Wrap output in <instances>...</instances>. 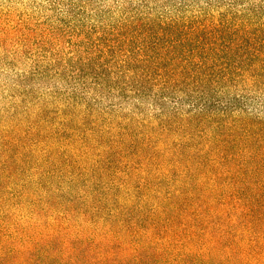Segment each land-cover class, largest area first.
I'll use <instances>...</instances> for the list:
<instances>
[{
    "label": "trees",
    "instance_id": "1",
    "mask_svg": "<svg viewBox=\"0 0 264 264\" xmlns=\"http://www.w3.org/2000/svg\"><path fill=\"white\" fill-rule=\"evenodd\" d=\"M0 50V264L239 262L264 0H0Z\"/></svg>",
    "mask_w": 264,
    "mask_h": 264
},
{
    "label": "rangeland",
    "instance_id": "2",
    "mask_svg": "<svg viewBox=\"0 0 264 264\" xmlns=\"http://www.w3.org/2000/svg\"><path fill=\"white\" fill-rule=\"evenodd\" d=\"M2 57H5V54L3 50H0V61H2ZM4 60L6 61V57ZM10 76V73H2L0 76V83L3 80L11 82L12 78ZM3 97L4 96L0 93V100H2ZM259 179L264 180V176H261ZM261 194L262 197L260 198H262V204L260 203L259 209L257 208V216L254 214L252 219L253 230H250L249 233L246 234L247 240H245L244 243L247 247H241L243 249L241 253H239V262H237V258L234 256L236 260H232L233 262L231 264H236V262L237 264H264V193ZM241 195L243 196V194ZM228 254L229 250L224 249L222 257L213 258L212 264H230L231 260L226 256Z\"/></svg>",
    "mask_w": 264,
    "mask_h": 264
}]
</instances>
